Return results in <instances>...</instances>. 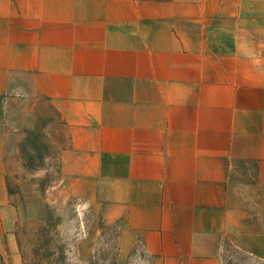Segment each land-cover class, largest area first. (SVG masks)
Returning a JSON list of instances; mask_svg holds the SVG:
<instances>
[{"label":"crops","instance_id":"0c3cea01","mask_svg":"<svg viewBox=\"0 0 264 264\" xmlns=\"http://www.w3.org/2000/svg\"><path fill=\"white\" fill-rule=\"evenodd\" d=\"M36 127L58 193L149 264L264 262V0H0V252L7 139ZM23 131V130H22Z\"/></svg>","mask_w":264,"mask_h":264},{"label":"rangeland","instance_id":"374dc122","mask_svg":"<svg viewBox=\"0 0 264 264\" xmlns=\"http://www.w3.org/2000/svg\"><path fill=\"white\" fill-rule=\"evenodd\" d=\"M22 130L6 146L12 161L6 189L17 213L13 236L20 264H149L138 251L118 250L113 228L101 229L89 209L59 195L48 140L36 127ZM10 260L0 252V264ZM220 264L264 262L250 245L228 241Z\"/></svg>","mask_w":264,"mask_h":264}]
</instances>
